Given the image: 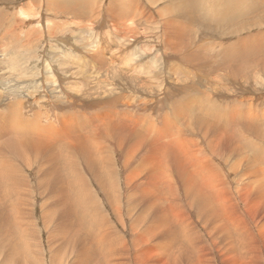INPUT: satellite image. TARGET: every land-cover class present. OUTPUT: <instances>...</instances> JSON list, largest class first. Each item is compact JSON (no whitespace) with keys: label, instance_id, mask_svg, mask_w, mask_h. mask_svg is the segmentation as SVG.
I'll return each mask as SVG.
<instances>
[{"label":"rangeland","instance_id":"1","mask_svg":"<svg viewBox=\"0 0 264 264\" xmlns=\"http://www.w3.org/2000/svg\"><path fill=\"white\" fill-rule=\"evenodd\" d=\"M153 1L154 4L151 6L149 0H117V3L122 5L124 12H130L129 19L132 20V23L130 20H126V23L119 24L118 21H116L117 23L113 22L115 19L107 15L111 8V0H0V114H6L2 123L15 124L14 118L18 117V112L21 110L23 126L34 130L45 129L52 124L64 134L74 133L79 137L80 134L85 136L91 134L92 137L101 126L110 125L113 136L116 133L118 137H121L127 133L124 140L116 142L119 144L116 150L121 147L112 154L116 166L119 167L118 170H121L120 173L125 172V175H127V169H132L134 165L139 168L142 166L144 169L149 168L144 166V162L138 163L144 156L143 154L147 157L145 163L149 164L150 162L154 167L152 158L156 155L160 145V141L154 140V138H159V134L154 130L178 124L179 134L183 139L196 138L197 144H202L201 148L193 147L194 149H191L193 152L185 154V157L189 158L188 161L183 156L181 160L190 164L192 155L202 157L206 163L210 159L208 173L210 172L209 175L214 181L217 180V183L215 181L216 185L219 184L217 190L220 194H224V201L226 200L224 208L228 210H224L226 212L223 213L224 216L222 214L225 218L223 219L221 216L219 219V217L213 216L218 211V206H210L211 216L205 214L206 218L203 216L205 221L201 222L203 218L200 216L201 205H195L191 210H188L189 207H183L191 217L188 222H190L193 235L191 232L190 234L195 238L192 239L191 235L189 237L196 242H194L195 245L198 243L202 248L199 249L196 246L197 251L192 259L185 255L187 246L183 245L181 248L185 250L179 249L175 259L169 254L170 251L167 252L170 258L168 260L166 251L155 247V242H152L146 244L145 249L141 252L144 257L139 263L190 264L189 260V262L186 261L187 263L183 262L187 256L192 261L197 260V262L193 261L194 264H242L244 261V264H264V189L257 187L258 182H261L264 176L258 174L257 170L260 169L258 165L250 163L254 153L248 150L244 144H242L243 148H241V144L238 145L241 139L233 133L237 130L236 133H241L240 128L237 127L238 129L235 128L233 133H227L224 136L220 127L215 125L216 120L209 123L200 122V117L203 116L191 108L206 94L213 102L215 101L221 107L224 106L223 108L226 107L227 111L229 107H232L233 100H241L244 97L250 99L249 105L250 108L253 107V111L255 108L257 110L258 106L263 108H259L257 111H262V109L264 110L262 102L264 101V77L258 75L259 78L258 76L256 78L252 75L251 77L237 78L221 71L212 72L209 75L207 73L205 76L201 70L188 66L184 61L181 62L178 59L179 56L164 45L167 40H164L166 31L162 24L163 19L168 15L159 16V11L169 5L172 0ZM156 1L157 3H155ZM211 1L216 4L222 2V0ZM193 28L192 32L195 33H192V37L197 44H211L214 41L216 45L217 43H230V38H224L225 40L217 38L216 33L218 34V32H204V29L196 26ZM205 36L208 39H205ZM243 37L246 35L244 34ZM184 41L185 43L189 42L188 39H184ZM164 48L168 51L166 52ZM214 48L213 51H216L217 47ZM219 48L220 46L217 51ZM173 55L176 56L175 59H172ZM209 65L214 64L211 61ZM173 83H177L176 87ZM171 85L173 86L171 87ZM247 90H252V92ZM201 92L203 93L201 94ZM246 95L249 96L246 97ZM168 96L169 98H166ZM174 102H180V108L175 107ZM16 104H18V108ZM20 106H22L21 109ZM15 111L17 112L16 116ZM257 111L254 112L257 113ZM36 116H39V123L35 119ZM128 127L131 128L128 130ZM150 129L153 131L148 134L147 130ZM176 129H178L177 126L174 130ZM72 130L77 132H71ZM93 130L94 132L90 133ZM151 134L154 136L152 137ZM245 135L247 136V134ZM247 137L253 138L252 136ZM152 139L153 141H150ZM128 140L129 142H127ZM207 141L218 142L217 156H213L214 153L207 149L205 146ZM150 142L152 147L149 146ZM153 142L156 144L154 145ZM254 142L257 143L258 140H254ZM263 145L262 143L261 146L264 147ZM129 146L134 149L128 167H126L124 149ZM246 155L248 156L246 157ZM193 162L196 165L201 164L195 160ZM123 164L126 167L125 171L121 167ZM261 165L264 171V155ZM236 175L241 176L239 178ZM261 176L262 179H260ZM256 181L257 183H255ZM241 186H243L242 189H240ZM146 188L149 190L150 186ZM44 191H46V187L42 186V189L36 193L38 195ZM242 191L245 193L240 195L239 193ZM151 200L153 202L155 198ZM160 202L161 199L153 203L152 206H160L162 209L167 206L169 210L173 208L174 211L170 212L172 218L175 216L176 219V215H184L186 218V213L182 211L180 203L173 198L165 197ZM123 208H126L125 200ZM46 212L54 213L44 209L39 210L35 215L37 223H40L41 214ZM152 212L156 217V212ZM146 217L147 215L144 214L134 220L140 231H146L153 224L140 226ZM114 221L117 224V230L121 231L122 226L118 227L120 222ZM204 222L208 223L205 225ZM38 237L39 250L47 251V260L39 255L42 264H51V262L52 264H66V259L63 257H59L58 261L53 257L54 251L50 248V242L42 228L39 229ZM126 238L131 239L129 233H126ZM247 238L251 241L248 242V245ZM28 240H31V236L28 237ZM182 240L184 241V239ZM183 241H180V245H182L181 242L184 243ZM255 247H258V253ZM250 253H252L251 256ZM178 257L179 260H176ZM0 264H3L1 256Z\"/></svg>","mask_w":264,"mask_h":264},{"label":"bare ground","instance_id":"2","mask_svg":"<svg viewBox=\"0 0 264 264\" xmlns=\"http://www.w3.org/2000/svg\"><path fill=\"white\" fill-rule=\"evenodd\" d=\"M111 2V8L107 15L115 19L113 22L118 21L119 24H123L126 23V20L132 21L129 19L130 12H124L122 5L118 4L117 0H111ZM149 3L152 6L154 1L149 0ZM65 11L67 13V10ZM164 15H168L167 18L163 19L162 24L166 31L164 34L166 39L164 40H167L164 45L176 53L181 62L184 61L188 66L201 70L205 76L207 73L209 75L212 72L221 71L237 78L251 77L252 75L256 78L258 75L264 77V0H222L218 4L211 0H172L169 5L159 11V16ZM193 26L204 29V32H218V34L216 33L217 38H230V43H217L216 45L214 41L211 44H197L192 37V33H195L192 32ZM244 34L246 37H243ZM184 39H188L189 42L185 43ZM205 39L208 37L205 36ZM218 46H220L219 51H217ZM214 47H217L216 51H213ZM175 58L176 56L172 57V59ZM211 61L214 65H209ZM247 91L252 92V90ZM233 101V105L230 103L232 107H229L230 111L228 108V112L226 107V109L223 108L224 106L221 107L205 94L191 108L203 116L200 117V122L209 123L216 120L215 125L220 127L224 136L227 133H233L235 128H240L241 133H236L238 128L233 133L241 139L238 145L244 144L248 150L254 153L250 163L258 165L260 168L257 170L258 174L264 176L261 165L264 155V147L261 146L262 143L264 144V110L257 111L263 107L258 106L256 110L254 106V111H257L255 113L253 107L250 108V99L244 97L241 100ZM262 102L264 103V101ZM179 105H181L180 102H174L175 107L180 108ZM16 107L18 108V104ZM16 114L15 111V116ZM182 115L185 116L186 114ZM5 117V113L0 114V256L3 259V264H42L39 255L46 259L47 251L39 250L38 235L40 228L47 235L50 248L54 251L53 257L56 258V261L59 257H63L66 259V264H140L139 261L144 257L141 252L145 249L146 244L152 242H155V247L165 250L167 257L171 254L174 259L179 249L185 250L181 246H187L185 255L193 259L197 251L196 246L199 249L202 247L198 243L195 245L196 242L189 237L190 232L192 233L190 222H188L191 217L188 216L183 207H189L188 210H191L195 205H201L200 216L202 217H205V214L211 216L210 206H218V211L214 213V217L221 219L222 214L226 213L224 211L226 210L224 208V202H226V200L224 201V194L218 192L217 180L215 183L209 175L210 172L208 173L210 159L206 163L202 157L192 155L190 164L181 160L183 156L188 161L189 158L185 157V154L191 153L193 147L201 148L200 145L202 144H197L196 138L183 139L179 134L178 124L170 125V127L165 126V129L161 130H154L159 134V138H154V140L160 141L157 153L155 151L156 155L151 157L154 167L151 166L150 162L149 164L145 163L147 157L143 154L141 159L139 157L138 163L144 162V166L149 168L144 169L143 166L139 168V166L134 165L132 169H127V175H125V172L120 173L121 170H118L119 167L116 166L112 154L119 145L116 142L121 141V139L124 140L127 133H125L126 135L123 133L122 138L118 137L116 133L113 136L111 126L104 125L92 137L91 134L88 136L80 134L79 137V135L75 136L74 133H61L52 124L50 127L40 130L26 128L23 126V112L21 110L18 112V117L14 118L15 124H3L2 120ZM35 119L39 123V116H36ZM176 126L178 129L174 130ZM129 128L131 127H128V130ZM152 131V129L147 130V133L150 134ZM71 132L77 131L72 130ZM93 132L94 130L90 133ZM245 134L253 138H248ZM232 137L234 138V135ZM254 140H258V142L255 143ZM124 144L126 143L124 142ZM205 146L214 153L213 156L218 155L216 150L218 142L209 141ZM133 149L130 146L124 149L126 167H128L129 160L133 155ZM232 151L234 152V150ZM193 160L201 164L196 165ZM125 165H119L123 171L126 170ZM240 176L237 177L240 178ZM245 183L247 184L246 181ZM258 184L259 189H264V177ZM42 186L46 187V191L37 195L36 192L40 191ZM147 186H150L149 190L146 188ZM240 189L239 191H241ZM244 193L242 191L239 194ZM165 197L173 198L179 202L183 208L182 211L186 213H184L186 218L184 215H176V219L175 216L172 218L170 212L174 211L173 208L169 210L167 206L163 209L160 206H152L159 199L162 202ZM154 198L155 200L152 202L151 199ZM124 200L126 208H123ZM41 209L54 213H42L40 223H37L35 215ZM152 211L156 212V217L153 216ZM144 214L147 217L140 226L153 224L146 231H140L134 220ZM203 218L201 222L205 221L206 217ZM114 220L120 222L118 227L122 226L121 231L117 230V224ZM43 222L45 223L42 225ZM122 231L124 232L122 233ZM126 233H129L131 239L126 238ZM29 236H31V240H28ZM194 238L192 236V239ZM247 239L248 245V242L251 241L250 239L247 241ZM180 241L184 243L181 242L182 245H180ZM232 243H234L233 240ZM235 245L238 244L235 243ZM258 247L260 248V246ZM181 251L180 253L183 252ZM254 254L256 253L254 252ZM244 256L246 257V255ZM179 257L176 260H179ZM188 258L185 256L183 262L189 260L191 261L190 264H194L195 259L192 261ZM168 260L166 261L168 262ZM195 261L197 262V260ZM244 263L245 261L242 262V264Z\"/></svg>","mask_w":264,"mask_h":264}]
</instances>
